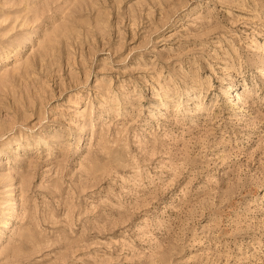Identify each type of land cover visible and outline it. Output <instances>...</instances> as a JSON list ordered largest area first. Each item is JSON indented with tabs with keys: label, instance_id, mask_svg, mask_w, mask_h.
<instances>
[{
	"label": "rangeland",
	"instance_id": "1",
	"mask_svg": "<svg viewBox=\"0 0 264 264\" xmlns=\"http://www.w3.org/2000/svg\"><path fill=\"white\" fill-rule=\"evenodd\" d=\"M0 264H264V0H0Z\"/></svg>",
	"mask_w": 264,
	"mask_h": 264
}]
</instances>
